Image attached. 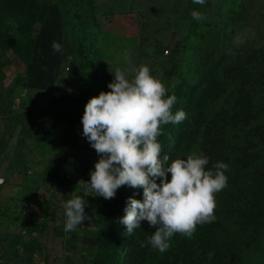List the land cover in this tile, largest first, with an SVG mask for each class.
<instances>
[{
  "label": "trees",
  "instance_id": "obj_1",
  "mask_svg": "<svg viewBox=\"0 0 264 264\" xmlns=\"http://www.w3.org/2000/svg\"><path fill=\"white\" fill-rule=\"evenodd\" d=\"M112 1L99 3L97 0H57L64 40L63 55H73L72 63L77 61L80 66L83 88L92 96H97L100 91H109V82L100 88L97 86L102 58L109 54L105 50L106 46L99 45L97 39L100 36L106 37L105 21L109 22L115 15L127 14L110 4ZM50 2L51 0H0V47L3 50L13 48L18 55H24L23 62L26 66L34 54L35 36L32 32L45 23ZM159 9L164 11L165 8ZM193 10L200 11L204 19H194L191 15ZM156 14L145 10L139 18L140 37L137 45L140 47V56L145 59L150 55L147 48L151 47L152 52H161L160 48H164L172 40L170 35H166L167 40L166 37H161L158 34L161 29H156L153 42L145 34L144 28L149 27V20L156 21L159 18V13ZM173 17L190 22L180 47L178 43L173 44L166 57L173 75L177 73L175 77L178 81L173 84L168 82L169 73L156 78L165 85L168 95L175 94L177 97L172 111L183 109L187 118L178 124L162 125L163 134L158 137L162 153L168 154L170 160L186 159L193 152L203 153L209 158L206 169L212 168L218 161L229 166L233 156L237 155L239 166L251 172L248 187L229 190L222 204L215 200L216 219L213 222L198 224L191 237L175 233L170 240V248L160 253L151 245L145 244L155 231L154 226L142 221L139 229L126 235L125 226L118 222V218L124 215L126 198L135 193L134 198L142 200L143 191L142 188L121 186L114 198L100 197L101 201L94 213L98 227L90 233L81 231L94 238L79 246L83 264H250L251 255L262 250L264 0H206L204 5L185 0L182 14ZM251 19H255L257 36L251 41L241 39L236 42L238 33L247 29L245 25L250 24ZM10 20L16 24L14 33L7 29ZM112 36L115 41L113 40V46L108 43L110 48H124L133 40L131 37ZM150 71L153 75L152 69ZM224 95L228 103L214 117H210L207 109ZM230 127L239 130V140L228 139ZM23 136L26 135L20 138V145L25 143ZM59 139L60 137L53 136V129L48 128L45 133L35 137V144L39 152L45 154L62 147L65 140ZM67 151L64 150L60 155L61 163L65 162ZM49 160L51 161V157ZM228 170L229 167L225 171L226 176L229 175ZM57 171L56 167L48 164L40 172L26 175V182L21 184L20 191L15 195L17 201L20 202L23 196L28 199L29 196L37 195V187L29 183L32 182L31 178L35 177V182L38 177L46 179ZM230 182L238 184V176L230 179ZM48 205V199L38 203L43 214H46ZM226 217L233 222L229 224ZM15 218L22 221L30 219V215L19 207ZM45 223L43 220V228ZM56 232L63 235V231ZM68 241L67 244L75 245L72 244L73 241ZM37 243L34 236L28 241L20 242L22 250L29 252L30 257L35 249H39ZM246 252L251 255L247 257Z\"/></svg>",
  "mask_w": 264,
  "mask_h": 264
},
{
  "label": "rangeland",
  "instance_id": "obj_2",
  "mask_svg": "<svg viewBox=\"0 0 264 264\" xmlns=\"http://www.w3.org/2000/svg\"><path fill=\"white\" fill-rule=\"evenodd\" d=\"M106 1L108 0H97L99 3ZM57 3V0H51L45 23L32 32L35 36L34 54L28 66L24 65V55H18L13 48L3 50L0 47L1 264H83L79 246L94 238L90 234H82L81 231L90 233L98 227L94 213L101 198L94 196L91 189L85 190L83 183L90 179V170L93 169L98 156L80 134L82 132L80 117L84 105L94 96L85 92L80 81V66L76 60L72 63L73 55L66 57L63 55L64 40ZM110 4L126 11L127 14L115 15L109 22L105 21L106 37L100 36L97 39V43L106 46L105 50L109 53L102 58L98 88L113 80L111 73L116 69L125 71L131 78L140 65H147L155 77L169 73L168 82L176 83L177 73L173 75V69H170L166 57L170 54L173 44L178 43L180 47L182 38L189 28V20L173 17L182 14L185 0H113ZM161 7L166 10L160 11ZM145 10L159 13V18H156V21L150 19L149 27L144 28L150 40L153 42L156 29H161L158 33L161 37L170 35L172 39L168 45L160 48L161 52H152L151 47L147 48L150 52L147 59L140 56V47L137 45L140 37L139 18ZM254 21L255 19H251L250 24L245 25L247 29L244 28L238 33L236 42H240L241 39L251 41L257 36ZM7 29L9 32H15L16 24L13 20L8 22ZM112 35L131 37L133 44L126 42L124 48H110L107 45L110 42L113 46L115 37ZM53 41L62 45L61 52H53L51 47ZM69 88L71 91H68ZM225 100L224 95L218 102L210 105L207 109L210 117L224 109L228 103ZM48 128L53 129V136L60 137L59 140L65 142L53 152L41 154L35 144V137L45 133ZM24 134L25 143L20 145V138ZM239 135V130L235 127L228 129L230 141L239 140ZM64 150H68L66 160L61 163L60 155ZM236 159L237 155H234L229 164L227 186L215 193V200L219 204H222L229 190L248 187L251 172L239 166ZM48 164H52L59 171L46 179L38 177L35 182H33L35 177L31 178L33 183H29L37 187V195L29 196L28 199L23 196L20 202L17 201L15 195L20 191L21 184L26 182V175L38 173ZM237 176L239 183L235 185L230 179ZM76 194L88 201L85 211L93 218L66 233L64 204ZM44 199L49 200L46 214H43L38 206ZM19 207L29 213L30 219L25 218L21 221L15 218ZM43 220L46 221L44 228ZM225 220L229 224L233 222L228 217ZM56 230L63 231V235ZM32 236L38 241L39 249H35L30 257L29 252L22 250L20 242L28 241ZM66 241H73L72 244L75 245H69ZM261 245V252L252 255L245 253L247 257L252 256L250 264H264V238Z\"/></svg>",
  "mask_w": 264,
  "mask_h": 264
},
{
  "label": "clouds",
  "instance_id": "obj_3",
  "mask_svg": "<svg viewBox=\"0 0 264 264\" xmlns=\"http://www.w3.org/2000/svg\"><path fill=\"white\" fill-rule=\"evenodd\" d=\"M192 2L204 5L206 0ZM191 15L196 20L204 19L198 10ZM51 47L53 52L62 51L57 41ZM111 74L109 91L89 98L80 117V134L98 155L90 179L83 181L84 189L112 199L121 186L142 188V200L134 198L135 193L126 198L124 215L118 222L125 226V234L131 235L142 221H147L155 231L145 244L164 253L175 233L191 237L198 224L216 219L215 193L227 186L225 171L229 166L218 161L206 169L209 158L197 152L186 159L170 160L162 153L158 137L163 134L162 125L178 124L187 118L183 109L172 111L176 95L167 94L165 85L147 65L138 66L131 78L121 69ZM86 207L88 201L79 194L65 202L66 233L92 220Z\"/></svg>",
  "mask_w": 264,
  "mask_h": 264
},
{
  "label": "water",
  "instance_id": "obj_4",
  "mask_svg": "<svg viewBox=\"0 0 264 264\" xmlns=\"http://www.w3.org/2000/svg\"><path fill=\"white\" fill-rule=\"evenodd\" d=\"M2 176V174L0 173V177ZM0 182H1V178H0Z\"/></svg>",
  "mask_w": 264,
  "mask_h": 264
}]
</instances>
